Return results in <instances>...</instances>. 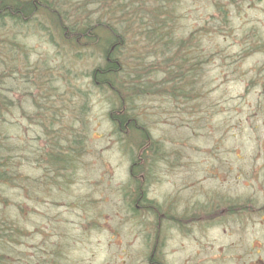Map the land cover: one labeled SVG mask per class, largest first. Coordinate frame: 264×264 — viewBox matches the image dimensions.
<instances>
[{"label": "rangeland", "instance_id": "1", "mask_svg": "<svg viewBox=\"0 0 264 264\" xmlns=\"http://www.w3.org/2000/svg\"><path fill=\"white\" fill-rule=\"evenodd\" d=\"M177 1L181 19L174 36L186 39L191 33L199 38L196 62L191 60L199 68L192 92L198 100L145 92L131 101L138 112H146L149 132L166 152L142 182L146 199L161 209L154 213L133 199L135 178L129 166L134 146L129 148L131 139L119 140L113 133L107 114L111 93L90 82V69L103 62L102 51L89 46L79 52L65 43L51 23L53 16H37L45 33L35 25L16 28L10 22L0 29V42L12 41L15 33L13 39L21 46L9 56L0 50L8 62L13 58L18 64V73L8 74L2 85L11 88L15 106L0 122L20 130L26 148L40 154L83 131L82 155L74 170L66 168L62 177L55 176L63 170L42 168L32 158L25 166L32 185L30 201L23 198L19 210L14 201L20 194L6 190L10 198L2 204L10 205L28 228V237L15 242V258L11 250L5 253L12 264L17 259L25 264V257L46 252L56 264H148V240L153 237L165 264H264V51H247L251 43L244 36L257 34L254 38L264 42V0H223L231 13L227 35L217 34L224 23L212 0ZM73 4L86 8L77 14L74 7L69 9L76 20L89 14L93 19L91 13L99 9L89 0ZM133 50L127 48L125 55ZM145 54L147 62L155 60L149 51ZM125 59L131 63L129 55ZM159 62L163 60L154 64ZM46 64L53 67L50 77L35 71ZM155 73L154 92L157 80L167 78L158 68ZM163 89L170 91L169 85ZM80 92L87 95L88 109L78 114ZM45 111L60 119L42 126ZM136 138L137 132L132 140ZM61 144L58 149L65 156L69 148ZM238 203L248 205L247 212ZM229 204L234 213L228 212ZM167 216L176 217L180 226L165 220ZM156 221L154 232L149 227ZM194 222L197 225L191 226ZM209 256L214 258L211 263L206 261Z\"/></svg>", "mask_w": 264, "mask_h": 264}, {"label": "trees", "instance_id": "2", "mask_svg": "<svg viewBox=\"0 0 264 264\" xmlns=\"http://www.w3.org/2000/svg\"><path fill=\"white\" fill-rule=\"evenodd\" d=\"M212 1L219 18L224 23L222 31H217V34L227 35L230 28L229 16L231 13L227 12V6L223 0ZM89 2L99 8L98 11H95L96 13H91L93 19L90 18L91 15L89 14L85 19L76 20L73 18V14H69V9L74 7L76 9L75 14H77V11L84 12L86 8L75 6L74 0H0V29H5L3 26L10 22L16 28L35 25L38 30L45 33L46 28L37 16L42 18L45 15L53 16L51 23L56 25L61 32V39H65V43L68 41L74 47H78L76 50L79 52L81 49H88L89 46L90 49L102 51L103 62L101 65L97 64L90 69L92 77L90 82L101 91L106 89L108 93H111L110 103L112 106L108 109L107 114L113 133L118 135L119 140L131 139L128 142L131 145L129 148L134 146L135 152L132 154L129 166L130 177L135 178L134 188L136 191L133 199H137L138 202L140 200V205L149 212H159L161 210L159 205L157 206L152 200L146 199L141 176L143 175L147 180L152 171L153 162L159 157L166 156L163 149L164 144L150 134L145 123L146 112H138L131 101L144 95L145 92H149L155 96L156 94H169L176 98L180 97L187 101L191 99L196 102L198 95L196 96L192 92L196 90L195 85L199 79V68L194 67L197 58L195 53L197 49H200L199 38L193 39L195 37L191 33L186 39L174 36L176 34L174 28L178 20L181 19L180 14H178L179 3L177 0H89ZM11 29L13 30V27ZM11 34L14 38L15 33ZM244 36L251 43L247 51L252 48L255 49H253L254 51H262V49L264 51V42H261V38H254L258 36L257 34L250 33ZM252 37L256 41H251ZM13 38L12 41L5 39V41L0 42V50L4 48L7 56L10 55L11 49L14 48L16 51V47L21 48L19 42ZM48 39L52 40V38ZM128 40L132 41L128 42ZM258 43L259 45H257ZM126 47L134 49L131 53L126 54L129 55L131 63L125 59ZM137 48L139 49L138 52L136 51ZM145 51L154 55L155 60L153 62H147L146 56L148 55L145 54ZM6 55L3 57L0 55V119L3 115L6 117V114L12 113L11 110L15 106L13 98L9 94L11 88L2 85L7 82L8 74L18 73V64L13 58L14 61L9 58L8 62ZM71 55L77 56L76 54ZM162 60L163 62L154 64L155 61ZM191 60H194L193 64ZM152 68H158L159 71L167 73L166 79L163 77L162 80H157L155 92L154 87L152 88V79L157 72L153 74L154 69ZM39 70L45 76L50 77L53 67L46 64V67L35 69V71ZM68 72L69 69L65 70L66 74ZM51 82L52 77L48 79L47 83ZM166 85H169L170 91L168 93L167 90L163 89ZM78 94L82 98L81 102L78 103V114L85 113L88 109L87 95L83 92ZM54 111L56 112V110ZM45 113L46 111L40 115L42 126L46 120L49 121V124L60 119L59 114L56 116L55 114L51 115L50 112L46 115ZM19 132L20 130L15 132L10 126H5L4 123L0 122V264H12V261L6 259L5 253L11 250V259L15 258L12 255L16 249L15 242L21 244L23 239L28 237L26 235L28 228L20 223L22 221L15 215L16 211L10 208V205L6 207L2 204V201L10 198L6 190L12 188L20 194L19 199L14 201L16 208L20 210L23 198L30 201L29 189L32 185L28 181V172L25 168L30 159L36 160L38 166L43 164L42 168L49 166L53 170H63L55 173V176L62 177L61 173L66 168L74 170L77 167L78 157L82 155L80 150H83V145H80L82 130L80 132L76 130V133L72 135L73 138L65 139V144L69 148L65 156L62 154V149H58L59 145L64 142L62 141L63 138L56 143V148H50L47 153L40 154V150L35 152L26 148L24 135L19 138ZM136 132L139 138L132 140L133 134ZM56 140L58 141V139ZM65 144L62 143L61 145ZM38 154L41 156L40 162H38L40 158V156L37 157ZM53 179L55 180V178ZM3 191L6 195L2 193ZM244 204L238 203V206L242 211L247 212L248 205ZM211 205L214 212L217 203ZM234 205H236L235 201ZM227 206L228 212L234 213L235 208H232L234 206L232 204ZM132 210H134L133 207ZM25 258L23 259L25 264H31L30 262L34 264H56L55 259L49 256L47 252L44 256L35 255L33 258ZM16 261L20 262L19 259Z\"/></svg>", "mask_w": 264, "mask_h": 264}, {"label": "flooded vegetation", "instance_id": "3", "mask_svg": "<svg viewBox=\"0 0 264 264\" xmlns=\"http://www.w3.org/2000/svg\"><path fill=\"white\" fill-rule=\"evenodd\" d=\"M141 177H142V182H143L144 181L143 175ZM143 187H144V184H143ZM166 205H168V204H166ZM164 212H162V213H164ZM168 218L169 217L167 216L165 220H168V221L172 222L173 223L172 225L180 226V222H179V220L176 217L172 216V219H168ZM161 221H164V220H161ZM209 221L211 222V220H209ZM158 222L156 221V222L152 223V225L149 228L151 229V227H152L153 228L152 231L156 232L155 228L157 227ZM194 225H197V222H194L193 225H191V226H194ZM154 240H155V237H153L152 242L150 240H148L149 244H152V246H151V249L149 250L150 254L148 255L146 261H147L148 264H165L164 263V253L161 252L160 245L155 246V244H158V243H156ZM211 259H214V258L210 257V256L207 257L206 258L207 263H209V262L211 263V261H210ZM198 264H201V263H198Z\"/></svg>", "mask_w": 264, "mask_h": 264}]
</instances>
